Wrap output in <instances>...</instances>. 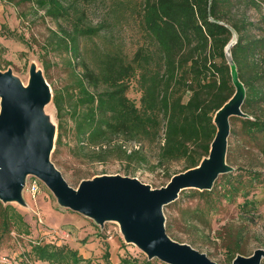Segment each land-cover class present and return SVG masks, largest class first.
<instances>
[{"label": "trees", "instance_id": "obj_1", "mask_svg": "<svg viewBox=\"0 0 264 264\" xmlns=\"http://www.w3.org/2000/svg\"><path fill=\"white\" fill-rule=\"evenodd\" d=\"M33 1L37 9L54 21L75 20L71 31L63 32L59 44L75 60H80L79 38H92L100 29L85 26L83 13L73 4L65 5L64 0ZM233 1L255 4L251 0H141V24L151 46L138 48L130 60L121 52L113 51L98 53L93 68L84 61L79 62L82 73L75 79L73 92L66 91L67 97L53 92L57 119L55 151L71 133L77 155L91 162L104 164L115 158L140 164L146 158L136 144L153 140L161 130L157 166L182 161L181 173L197 167L207 157L215 136L213 117L234 93L224 57V49L233 41V34L236 41L230 53L246 90L242 112L250 116L247 109L264 102V68L251 79L243 76L247 59L253 58L256 52L264 67V39H246L241 35L245 26L231 25L219 14L223 4ZM134 78L140 91L138 106L127 97ZM238 120L251 142L262 139L264 143V118ZM128 143H134V149H128ZM256 148L264 156V146ZM237 170L236 175L231 173L233 170L227 173L221 185H215L210 191H182L183 198L173 202V206L183 223L188 224L192 216L201 222L222 201L233 202L238 197L242 199L239 212L249 217L255 214L257 201L249 198L248 191L262 175ZM184 200L194 204L183 205ZM173 226V220L168 218V235L173 234ZM12 232L29 236L30 226L15 207L0 202V238ZM217 238L228 250L229 261L237 253L242 255L238 234L230 231L226 238L221 235ZM29 254L33 261L46 264H90L77 251L50 242L35 243ZM101 258L102 264H112L107 246ZM156 262L146 257L126 256L119 264Z\"/></svg>", "mask_w": 264, "mask_h": 264}, {"label": "rangeland", "instance_id": "obj_2", "mask_svg": "<svg viewBox=\"0 0 264 264\" xmlns=\"http://www.w3.org/2000/svg\"><path fill=\"white\" fill-rule=\"evenodd\" d=\"M251 1L255 4L234 1L228 5L223 4L219 14L231 25L245 26L241 35L246 39H264V0ZM64 4H73L75 9L83 13L85 26L100 29L92 38H79L80 60H75L59 44V39L64 37L63 32L71 31L74 19L54 21L37 9L33 0H0V71L11 70L26 85L29 67L34 64L42 72L52 96L53 92H58L67 97L66 91L73 92L75 79L82 73L80 61L93 68L98 53L121 52L130 60L138 48L151 46L141 24V0H64ZM232 40L236 41V34H233ZM246 64L243 76L248 79L260 74L264 68L258 52L253 58L249 57ZM127 97L138 106L140 91L135 78L130 82ZM45 113L57 129L56 111L52 102L45 108ZM247 113L250 114L246 118L249 120L253 117L264 118V102L254 104L253 108L247 109ZM232 118L235 120H229L226 163L232 168L233 175L238 174L237 169L261 173L262 177L253 182V187L248 191L249 198L257 201V212L250 217L241 214L239 204L242 199L239 197L233 202L222 201L215 212L201 222L192 216L190 222L184 224L173 203L163 209L165 229L168 218L174 224L173 234L168 236L206 254L216 264H232L228 260L229 253L223 241L217 238L218 235L226 238L230 231L238 234L241 239L239 251L242 256L248 257L255 250H264V156L256 148L263 147L264 143L262 139L251 142L243 132L238 120L240 118ZM161 133L160 130L153 140H143L136 144L146 158V162L140 164L115 158L104 164L91 162L77 155L71 133L63 138V145L57 151L54 141L50 159L67 184L74 189L82 180L114 175L135 178L151 189H159L168 183V177L181 173L184 168L182 161L157 166ZM126 145L128 149H134V143ZM228 174L220 175L214 186H220ZM182 195L180 193L178 199ZM23 199L26 207L14 203L8 205L15 207L24 217L30 226V235L18 236L12 232L1 237L0 264H46L33 261L29 254L30 247L37 242L68 247L77 251L83 259L89 260L90 264H102L101 256L106 246L112 264H119L120 259L126 256L139 259L145 257L135 246L123 241L116 223L107 222L98 226L88 218L59 207L42 183L40 194L35 200L30 198L25 189ZM182 204L192 206L194 201L184 200ZM156 261L155 264L161 263Z\"/></svg>", "mask_w": 264, "mask_h": 264}, {"label": "water", "instance_id": "obj_3", "mask_svg": "<svg viewBox=\"0 0 264 264\" xmlns=\"http://www.w3.org/2000/svg\"><path fill=\"white\" fill-rule=\"evenodd\" d=\"M224 49L234 93L215 113V136L207 157L199 165L176 174L159 189H151L135 178L99 176L70 187L51 162L57 129L45 113L52 92L42 72L31 64L26 85L11 70L0 71V202L26 207L23 191L29 177L39 180L59 207L102 226L114 222L126 244L135 246L147 260L164 264H216L206 254L166 233L165 206L184 190L210 191L220 175L232 168L226 163L227 140L232 117L246 119L242 105L246 90L238 77L230 50ZM264 250L250 256L236 255L232 264H261Z\"/></svg>", "mask_w": 264, "mask_h": 264}, {"label": "built area", "instance_id": "obj_4", "mask_svg": "<svg viewBox=\"0 0 264 264\" xmlns=\"http://www.w3.org/2000/svg\"><path fill=\"white\" fill-rule=\"evenodd\" d=\"M25 190L30 198L35 200L41 191V183L36 178L29 177L26 182Z\"/></svg>", "mask_w": 264, "mask_h": 264}]
</instances>
